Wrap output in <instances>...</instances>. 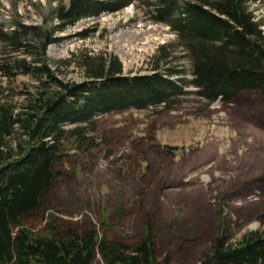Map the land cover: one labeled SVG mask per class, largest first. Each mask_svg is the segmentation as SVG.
Listing matches in <instances>:
<instances>
[{
	"label": "rangeland",
	"instance_id": "obj_1",
	"mask_svg": "<svg viewBox=\"0 0 264 264\" xmlns=\"http://www.w3.org/2000/svg\"><path fill=\"white\" fill-rule=\"evenodd\" d=\"M69 1L0 0V27L56 25L54 8ZM251 8L264 19V2ZM55 35L60 40L48 47L51 61L73 58L57 72L65 80L84 79L81 51L117 55L124 73L136 75L153 70L163 45L175 58L162 68H180L192 78L176 34L133 5L79 19ZM6 52L0 42V57ZM37 86L30 75L0 73L1 99L17 105ZM186 89L166 105L98 115L90 138L75 141L58 164L52 208L26 224L41 231L55 216L60 226L93 224L109 239L136 247L148 220L157 264H203L219 235L236 243L249 231H264V97L243 91L231 102L211 103L192 84ZM94 264H103L99 256Z\"/></svg>",
	"mask_w": 264,
	"mask_h": 264
},
{
	"label": "trees",
	"instance_id": "obj_2",
	"mask_svg": "<svg viewBox=\"0 0 264 264\" xmlns=\"http://www.w3.org/2000/svg\"><path fill=\"white\" fill-rule=\"evenodd\" d=\"M257 2L264 0H70L54 8L56 25L18 21L0 27V42L8 49L0 73L38 81L19 105L0 96V264H94L98 256L103 264H157L148 220L136 247L109 239L93 224L60 226L52 216L39 231L24 220L52 208L58 164L75 141L81 145L90 138L98 115L166 105L188 93L190 84L211 103L231 102L243 91L264 97V19H256L251 8ZM129 5L176 34L192 78L183 69L162 68V61L175 58L163 45L149 73L128 75L117 55L81 51L77 62L84 79H62L61 64L72 65L73 58L48 57V47L60 40L56 32ZM203 264H264V231H249L236 243L219 235Z\"/></svg>",
	"mask_w": 264,
	"mask_h": 264
}]
</instances>
